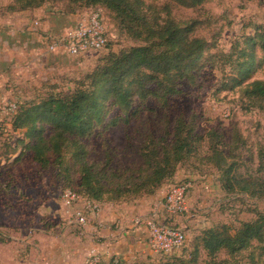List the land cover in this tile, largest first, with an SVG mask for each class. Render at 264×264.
I'll list each match as a JSON object with an SVG mask.
<instances>
[{"label": "rangeland", "instance_id": "rangeland-1", "mask_svg": "<svg viewBox=\"0 0 264 264\" xmlns=\"http://www.w3.org/2000/svg\"><path fill=\"white\" fill-rule=\"evenodd\" d=\"M143 1L155 5L163 2ZM0 2L5 4L9 0ZM75 2L48 0L45 6L26 15L27 20L31 21L28 25L33 26L35 21L39 23L35 18H41L43 28L47 25V30L35 31L40 38L48 28L54 32L63 29L70 16H78V21L91 11H99L109 41L106 49L86 56L68 57L53 55L43 48L41 56L31 53L37 45L27 39V45L22 46L26 53L25 57L21 54L22 67L13 71L14 76L7 84H0V164L11 162L20 152L14 166L18 174L26 177V182L21 181L20 186L30 197L34 195L37 201L42 202L39 222L31 219V207H25L27 218L20 221V227L26 234V264H86L91 246H97L105 240L100 231L103 226L100 227L98 223H106V227L116 231V216L123 217V225L129 224L132 219L153 215L155 221L161 223V220H165L166 224L186 236L180 249L166 257L151 253L147 247L138 248L135 252L133 248V252H130L131 243L125 237L122 246L126 248L121 253L130 255H109L100 263L108 264L109 259L113 258L117 264H177L178 259L189 258L194 239L203 231L226 226L233 232L241 223L253 221L257 214L264 213V199L224 192L218 172L201 163L199 156H192L184 162L173 164V175L154 191L119 202H97L98 214L88 215L84 226L77 224L74 214L86 211L87 202L78 188L80 167L65 154L61 158L50 157V165L46 166L48 168H40L32 161V152L27 148L36 142V138L26 137V129H12L13 113L23 104L70 95L78 82L88 86L87 75L108 54H120L130 48L144 46L146 42L129 37L114 15L106 9L78 8ZM73 8H76L75 12ZM172 17L180 25L196 21L198 26L194 35L203 38L211 46L202 55L201 69L193 74L192 80L178 84L179 93L175 96H148L142 101L133 96L132 101L124 106L112 100L107 102L103 122L90 135L80 139L87 151L84 162L100 167L108 165L111 171L116 172L139 168L143 164L141 151L146 139L152 136L158 140L166 136L172 131L174 121L184 118L194 123L195 133L199 136L216 130L223 135L227 146L233 135L240 133L243 142L237 152L239 162L253 169L258 163L264 167V158L258 160L260 151L264 152V110L248 109L243 97V89L247 84L264 80V66L257 67L243 85L234 87L231 79L237 74V64H230L223 57L237 47L243 48L246 38H254L259 31H264V0H205L201 6L193 9L172 6ZM25 28H28L27 24ZM261 57L258 51L256 63ZM12 105L15 109L13 112L10 111L13 110L10 108ZM36 127L37 131L42 127V136L49 138V124ZM19 140L22 143H17ZM14 145H17L15 152ZM250 158L253 160L249 161ZM183 183L189 185L187 210L181 214H169L165 207V196L172 186ZM66 189L79 196L70 207L64 206L62 201ZM3 231L4 227L0 226V233ZM32 231L35 232L33 237ZM97 232H100L101 237L97 236ZM197 264H264V243H254L250 249L233 256L221 252L213 259L200 251Z\"/></svg>", "mask_w": 264, "mask_h": 264}, {"label": "trees", "instance_id": "trees-1", "mask_svg": "<svg viewBox=\"0 0 264 264\" xmlns=\"http://www.w3.org/2000/svg\"><path fill=\"white\" fill-rule=\"evenodd\" d=\"M74 1L78 8L106 9L114 15L129 37L142 40L146 45L130 48L120 54H108L87 75L89 85L78 82L70 95L49 97L12 110V129H26V137L36 138V142L27 147L32 152V161L45 169L50 165V157L61 158L68 154L74 164L80 167L78 188L82 197L97 203L119 202L146 195L173 175V164L199 156L201 163L218 172L224 192L264 199V167L258 163L253 169L239 162L237 152L242 147L241 134L235 133L227 146L223 135L216 130L199 136L195 133L194 123L184 118L176 119L172 131L166 136L158 140L152 136L146 139L141 151L143 164L139 168L116 172L111 171L108 165L100 167L84 162L87 151L80 139L90 135L103 122L107 102L112 100L124 106L132 101L133 96L142 101L148 96L167 98L177 95L178 84L193 79V74L201 69L203 53L211 46L203 38L194 35L198 26L196 21L180 25L172 17V6L193 9L201 6L205 0H163L160 5L146 4L143 0ZM47 2L9 0L0 9L9 14H29ZM76 8H73L74 12ZM243 46L223 55L230 64H237V74L231 79L234 87L243 85L257 67L264 66V31H259L254 38H246ZM258 51L262 57L256 63ZM243 97L248 109L263 111L264 80L247 84L243 89ZM44 123L51 127L49 138L42 136V127L39 131L36 129L37 125L42 126ZM263 158L264 152L260 151L258 160ZM64 191H70L79 198L74 191ZM160 222L170 227L165 220ZM232 231L226 226L203 231L194 239L189 258H180L177 264H197L200 251L213 259L221 252L233 256L250 249L254 243L263 244L264 213L257 214L255 220L243 222ZM0 242H4L1 235ZM117 263L110 258L108 264Z\"/></svg>", "mask_w": 264, "mask_h": 264}, {"label": "crops", "instance_id": "crops-1", "mask_svg": "<svg viewBox=\"0 0 264 264\" xmlns=\"http://www.w3.org/2000/svg\"><path fill=\"white\" fill-rule=\"evenodd\" d=\"M6 5L7 3L3 4L0 2V8ZM29 14H9L4 13V11L0 9V84H7L10 78L14 76L13 71L22 67L21 54H23L24 57L26 56V53L22 50V46L27 45V39L33 41L32 44L36 43L37 45L34 46L31 53H34V55H41L42 49L46 48L47 36H57L64 33L65 30L75 26L78 18L76 15L70 16L66 20L67 25L66 23L63 25V29L54 32L52 30L49 31L48 28V31L43 33L44 35H41L39 38L35 31L37 29L42 32L43 30L46 31L47 25L43 28L41 18L38 17L35 18V20L39 21V26H29L28 24H31V21L26 18V15ZM26 24L28 27L27 29L25 28ZM12 54L16 55L12 56ZM16 146L17 145H14L15 151L17 150ZM19 154L20 152L17 156L15 155L16 157H13L14 159L11 162L6 164L3 162L0 164V226L4 227L3 233H0L4 238V242H0V264H26V234L20 227V221L27 218L25 207L32 208L33 217L31 219H33L34 222H36V220L39 222L41 219L42 202L37 201L34 195L30 197L20 186L21 181L26 182V177L15 171V161L19 157ZM1 174L3 178H1ZM114 219L117 223V225H115L116 231H111L109 226L106 227V223L104 225L98 223L100 227L103 226L100 231L103 234L102 238H105V240L97 246H91V248L101 249L104 259H107L109 255L129 256L130 253H121L122 250L126 248L124 245L122 246L126 240L125 237H128V241L131 243L130 252H133V248H135L134 252L141 247L146 249V235L140 228H136L132 225V220L129 221V224L124 223L121 225V221L124 220L123 217L119 218L116 216ZM15 220L17 222H15ZM34 235L35 232L32 231L31 237ZM97 236L101 237L100 232H97Z\"/></svg>", "mask_w": 264, "mask_h": 264}, {"label": "built area", "instance_id": "built-area-1", "mask_svg": "<svg viewBox=\"0 0 264 264\" xmlns=\"http://www.w3.org/2000/svg\"><path fill=\"white\" fill-rule=\"evenodd\" d=\"M34 27L39 23L35 21ZM46 49L51 53L81 57L106 49L108 36L103 18L99 11H91L78 19L75 26L67 29L57 36H47ZM13 108L14 105L10 106ZM10 111H12L10 109ZM189 185L172 186L165 196L166 210L169 214H181L187 210V189ZM64 206L70 207L79 198L70 191L62 194ZM86 211L76 212L74 217L79 226H84L88 215H97L99 206L92 202L85 203ZM132 225L140 228L146 235V245L151 253L157 255L173 254L180 249L186 241V236L179 230L170 228L163 223L155 221V215L147 218L132 219ZM105 260L101 249L92 248L87 254L86 264H99ZM117 260H114L116 262Z\"/></svg>", "mask_w": 264, "mask_h": 264}]
</instances>
